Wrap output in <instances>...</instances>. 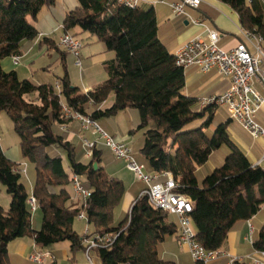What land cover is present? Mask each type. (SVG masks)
<instances>
[{
  "label": "trees",
  "instance_id": "1",
  "mask_svg": "<svg viewBox=\"0 0 264 264\" xmlns=\"http://www.w3.org/2000/svg\"><path fill=\"white\" fill-rule=\"evenodd\" d=\"M221 1L238 13L245 29L264 35L261 0ZM77 2L64 18V32L75 36L76 30L89 32L115 53L105 63L107 79L87 92L73 85L67 72L58 79L61 89L57 90L56 84H37L3 68V60L20 56L23 42L38 36L34 21L56 0H0V113L5 111L13 121L21 154L36 168L29 193L19 163L10 160L0 144V182L11 197L8 209L0 206V264H13L9 244L18 238L29 236L42 248L69 241L75 254L86 250L84 240L92 233L114 238L111 245L93 250L101 264H172L162 251L170 237H177L176 216L140 195L115 224L114 210L126 192L125 183L107 173L104 146H96L85 159L83 143L68 139L74 119L64 116L63 103L94 121L136 110L139 125L130 134L147 128L141 153L154 172H172L177 190L194 201L191 217L197 240L210 251H221L231 230L263 210L264 165H254L235 142L228 129L233 120L224 108L186 91V69L177 65L175 52L161 39L153 6L130 7L117 0ZM111 95L113 103L102 108ZM200 101L203 108L197 107ZM200 119L199 126L185 129ZM218 150L225 151L223 163L200 178V168ZM75 175L91 192L85 202H71ZM31 196L42 210L40 229L32 227ZM82 211L88 224L94 225L83 236L74 227ZM252 246L264 250V225L253 233Z\"/></svg>",
  "mask_w": 264,
  "mask_h": 264
},
{
  "label": "built area",
  "instance_id": "2",
  "mask_svg": "<svg viewBox=\"0 0 264 264\" xmlns=\"http://www.w3.org/2000/svg\"><path fill=\"white\" fill-rule=\"evenodd\" d=\"M146 1L117 0L118 3L130 7H138ZM202 2L203 0H172L168 3L177 17H181L189 24L201 25L205 29L203 35L190 39L175 51V61L177 65L185 69L196 68L205 74L214 72L226 79L229 84L228 88L220 94L203 97V102L214 103L224 108L230 118L254 139L264 138V125L258 117L264 105V97L253 87L254 78H258L264 83V35L253 30L243 29V40L238 42L235 47L226 48L221 44L220 32L208 26L200 16L195 14L200 9ZM58 44L75 56L77 66L82 65L83 42L78 36L71 32H64ZM12 60L15 65H18L21 57L16 55L12 57ZM56 88L57 90L61 89L60 82L56 83ZM62 109L66 118L79 121L81 129L91 130L93 134L100 135L96 141L89 137L83 139L88 158L92 156V151L100 144L99 142L103 141V144L112 151L117 159H125L138 179L147 183L148 187L141 192V195L147 196L155 208L176 216L179 224V241L189 247L190 255L196 264H211L220 258L227 257L230 258V264L241 261L239 258L230 257L223 251H210L197 240L196 228L191 217L194 201L189 194L177 190L178 183L172 172L144 174L143 165L136 162L131 147L127 143L111 136L90 117L72 112L64 103ZM62 129L66 131L67 126L63 125ZM263 161L264 156L257 164H262ZM18 170L22 174L26 173V167H22L21 163H19ZM72 186L75 199L85 202L90 197V190L82 184L79 176L73 177ZM29 203L34 212L38 208L34 196L30 197ZM78 217L81 220L86 219L88 222L87 214L84 211L80 212ZM88 233H91L89 228L86 229V234ZM253 233L254 228L251 226L249 232L251 242ZM113 240V236L108 234L92 233L86 237L84 240L85 253L89 262L96 264L94 257L91 256V252L95 248L109 246ZM49 258H52L51 251L37 245L29 255V260L34 264H44ZM252 264H264V250H256Z\"/></svg>",
  "mask_w": 264,
  "mask_h": 264
},
{
  "label": "crops",
  "instance_id": "3",
  "mask_svg": "<svg viewBox=\"0 0 264 264\" xmlns=\"http://www.w3.org/2000/svg\"><path fill=\"white\" fill-rule=\"evenodd\" d=\"M169 1L171 2L172 0ZM214 1L221 0H203L200 9L196 11L195 14L200 16L201 20L208 26L212 25L210 26L211 28H214L220 32L221 44L223 46L226 48L235 47L238 42L243 40L242 30L245 28L241 25L238 13L229 4L227 6V10L224 11L225 13H220L217 6L219 4H216ZM161 2L162 0H147L143 4L146 7L153 6L155 9V5ZM77 5V0H56L55 5L43 8L39 13L38 18L34 21L38 31V36L34 39H28L23 42L20 50L21 60L18 65H15L12 61V58L9 57L3 60V68L7 71L16 70L20 78V74L23 70V73L21 74L24 76L23 78H29L37 84H56L59 82L58 79L61 75L60 73L62 72L61 68L63 66L65 68L67 67V61L71 54L68 53L66 49L60 47L58 42L64 33L62 25L66 14L69 11L75 9ZM157 20L159 24L160 37L167 45L169 51L172 53H174L180 46L185 44L190 39L205 33L203 26L186 23V20H183L181 17H177L173 11L172 16L165 17L162 19V21H159L160 19L157 15ZM208 21L211 22L210 25L208 24ZM76 31L78 33V37L83 42L82 57L86 59V62H90L94 66L101 64L105 67V63L115 56L114 51L108 50L105 46V43L100 41L95 35L89 32H83L79 30ZM188 69L199 71L196 68ZM55 71H57V73H54ZM66 72L68 73L67 70L65 73ZM187 72L188 71L186 69V73ZM52 73L55 74L56 77L58 76L55 81L52 79ZM208 74L213 75L216 73L213 72ZM69 79L70 82L74 84L70 75ZM196 85L197 84L186 83V91L188 93L198 94ZM228 85V81L223 78V81L220 84L216 94L222 93L228 88ZM95 86L97 85L85 83V85H83L84 89H82V91H89ZM253 87L264 97V83H262L258 78H254ZM208 95H204L202 97H206ZM113 101L114 96L111 95L109 100L103 104L102 108L109 107ZM130 110L134 120L138 122L140 120L138 112L133 109ZM258 117L260 122L264 125V105ZM228 129L235 142L248 155L253 164L256 165L264 156V138L260 137L254 139L235 121L231 122ZM83 131L84 130L80 128L79 121L74 119L68 127V139L77 142L80 139L83 140L84 138L93 135L92 131H90L91 133H89L88 136H81ZM114 137L118 140H124V138L127 136L121 135ZM2 148L10 160L17 163L21 161V157L23 156L19 147ZM216 155H219L217 156V163H215V165L210 164L211 170L223 163L225 159V151H216L208 162L210 163V161ZM262 164L264 165V161ZM79 201L80 200L75 199V202H73L78 203ZM133 201L131 202L133 203ZM263 225L264 207L258 215L254 216L250 220L241 222L235 229L229 232L227 240L221 251L226 252L230 257L239 258L241 262L244 261L252 264L256 250L253 248L252 242L249 239V232L252 226L254 228V232L258 233ZM35 246L36 244L33 238H28L27 236L12 241L9 244L11 262L13 264H33L30 261L28 262L27 258L29 254L33 252ZM45 249L51 251L52 258L47 259L44 264H58L52 248L50 247ZM83 252L85 253L84 250ZM162 256L166 260L171 261L172 264H196L190 255L189 247L179 241L178 234L177 237L172 236L164 243ZM94 260L96 264H101L97 255H94ZM229 261L230 258L228 257L220 258L211 264H230ZM72 264H80L76 258V253L73 254Z\"/></svg>",
  "mask_w": 264,
  "mask_h": 264
},
{
  "label": "rangeland",
  "instance_id": "4",
  "mask_svg": "<svg viewBox=\"0 0 264 264\" xmlns=\"http://www.w3.org/2000/svg\"><path fill=\"white\" fill-rule=\"evenodd\" d=\"M261 1L263 3V8H264V0ZM214 2H216V4H219L217 6L219 8L220 13H225L224 11L227 10L228 4L222 1H214ZM168 3H170V1L166 0L164 2L162 1L161 3H157L155 5L156 13L158 15V18L160 19L159 21H162V19H164L165 17L172 16V11ZM208 24L210 25L211 22L208 21ZM67 52L71 54L70 51L67 50ZM81 60H82V65L77 66L76 58L73 54H71L67 61V67L65 68L63 66L61 68L62 72L60 74L64 76L65 71L67 70L70 77L72 78V81L74 83L73 85L78 86L81 89H84L83 85H85V83L98 85L107 79L108 77L107 71L103 65L99 64L94 66L90 62H86V59L82 56H81ZM187 71L188 72L186 73V83L197 84L196 85L198 89L197 95L199 96V98H201L204 95H208L211 93L216 94L218 92V88L223 81V78L221 76L217 74L207 75L205 73L193 69H187ZM22 73L23 70L21 74ZM54 73H57V71H55ZM21 74L20 76L21 78H23L24 76ZM61 75L59 76V78L62 77ZM51 76L53 81H55L58 77V76L56 77L55 74L53 73ZM33 97L34 96L32 95L31 98ZM197 107L199 108L204 107L201 101L197 103ZM202 121L203 119L196 120L195 122L187 125L185 129L199 126ZM97 123L104 130H106L111 136L126 135L127 137L124 138L123 141L131 147L136 162L140 165H143V173L147 175L154 173L149 162L140 151V148L143 143L144 132L147 128L137 130L132 135L130 134V131L136 130L139 125V121L136 122L134 120V117L130 109L120 111L115 116L101 117L97 120ZM90 131L91 130L89 131L84 130L81 133V136H88L89 133H91ZM0 136H1L0 144L2 147H14V148L19 147V149L21 150L20 137L14 129L13 121L5 111L0 113ZM99 136H100L99 134H93L88 137L96 141L98 140ZM77 142L82 144L83 140L80 139ZM99 143H100L99 145L104 146L103 147L105 151L104 166L106 168L107 173L111 176L122 179L126 186V192L123 196V199L114 210V222L115 224H118L127 215L128 209L130 208L129 206H131L132 204L131 201L138 198L141 195V192L145 188H147L148 185L146 182L138 179L136 173L129 168L128 162L125 159H117L113 155L112 151H110V149L103 144V141H100ZM217 156L219 155H216L210 161V163L207 162L200 168V171L198 173V176L200 178L202 176L208 175L212 171L210 164L215 165V163H217ZM85 159H88V157L86 156ZM19 163H21L22 167H26V173L23 174L22 180L25 183L29 193H32L33 190L32 188L34 186V182L36 178L35 165L32 162H30L28 159H25L24 157H21V161ZM72 189L73 186H70L71 191ZM76 200L79 199L76 198ZM73 201L75 202L74 197L71 202ZM10 202H11V197L8 194L5 185L0 182V206H2L6 210L9 208ZM42 217H43L42 210L40 208H37L32 215V227L34 229H40L42 225ZM74 227L75 230L82 236L86 234L87 228H89L91 232L94 230V225L92 223L88 224L86 219L81 220L78 216L75 218ZM27 237L31 238L29 236ZM51 248L53 250L56 260L58 261V264H72L71 258L73 257V253L70 250L69 241H64L54 244L51 246ZM94 253H95L94 251L91 252L92 257H94ZM76 258L78 259L80 264H91L87 258L86 253H84L83 250H79L76 252ZM27 260L28 262L30 261L29 256Z\"/></svg>",
  "mask_w": 264,
  "mask_h": 264
},
{
  "label": "water",
  "instance_id": "5",
  "mask_svg": "<svg viewBox=\"0 0 264 264\" xmlns=\"http://www.w3.org/2000/svg\"><path fill=\"white\" fill-rule=\"evenodd\" d=\"M186 23H188V22L186 21ZM95 167H97V164H95Z\"/></svg>",
  "mask_w": 264,
  "mask_h": 264
}]
</instances>
